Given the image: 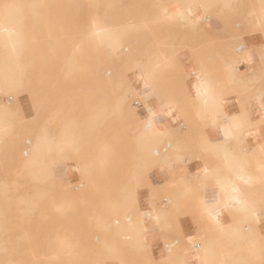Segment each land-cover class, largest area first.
Segmentation results:
<instances>
[{
	"label": "rangeland",
	"instance_id": "1",
	"mask_svg": "<svg viewBox=\"0 0 264 264\" xmlns=\"http://www.w3.org/2000/svg\"><path fill=\"white\" fill-rule=\"evenodd\" d=\"M4 3L18 5L22 16L17 54L10 57L9 49L0 46V70L9 60L16 69L6 76L8 86L0 80L1 102L10 105V124L4 121L3 112L8 127L0 136V264H145L147 243L137 245L115 233L114 223L134 222L147 212L138 202V191L153 195L154 200L143 199L146 206L153 204V213L157 203L171 201L173 195L154 186L152 176L163 167L173 166L179 172L184 162L171 153L177 143L167 146L162 133L148 139L138 137L141 99L130 84V74L143 75L149 90L156 93L162 77L166 88L168 71L175 96L159 104L191 105L176 96L183 93L185 80L173 79L211 72L198 51L192 50L205 40L201 25L209 15L223 30L227 24L242 25L240 17L233 19L242 0H58L52 10L42 9L41 0H0V12ZM246 3L250 14H255L251 25L259 24L264 0ZM94 17L105 22L114 41L94 45L89 37ZM157 48H166L169 55ZM185 50H192L191 64L179 66L174 55ZM233 51L235 63L247 57L241 41ZM163 54L169 63L165 64ZM231 65L224 66L223 72H232ZM23 92L32 110L24 117L12 107ZM63 132L70 134L73 145L61 158L55 156L53 146L43 157L55 156L58 169L51 175L34 176L23 162L25 151L41 135L53 145ZM102 147L109 150L104 162L96 159ZM174 184L171 179L170 185ZM258 186L244 187L257 201ZM191 191L187 182L182 183L179 197L195 199L204 215L201 194L195 197ZM229 207L234 217L240 212L241 218L255 224L257 216L248 219L242 210Z\"/></svg>",
	"mask_w": 264,
	"mask_h": 264
},
{
	"label": "crops",
	"instance_id": "2",
	"mask_svg": "<svg viewBox=\"0 0 264 264\" xmlns=\"http://www.w3.org/2000/svg\"><path fill=\"white\" fill-rule=\"evenodd\" d=\"M57 6L58 0H41L40 4L42 9L50 10ZM73 10L72 7L71 12ZM84 10L83 5V14ZM239 17L242 25L227 24L224 30L213 22L210 15L206 24L201 25L205 40L200 48L196 44L192 50L198 51L200 61L211 72L173 79L185 80L183 93L176 96L191 105L184 106L179 102L162 107L159 104L175 96L170 91L168 71L166 88L162 77L156 93L149 90L143 75L130 74V84L141 99L137 112L144 115L150 112L148 108L155 109L162 141L166 140L167 146L176 142L177 148L171 153L184 162V169L179 172L173 166L163 167L152 176L154 186L173 195L168 203H157V207L165 212L162 219L155 218L153 204L146 206L144 203L145 196L154 200L153 195L148 190L145 194L137 193L141 208L148 212L145 264H264V186L257 188V219L250 225L241 218L240 212L236 213L237 217L231 214L229 202L227 199L223 201L221 190L212 182L213 178L245 177L242 172H256L258 178H264V23L251 25V17L255 22V14H250L246 0H242L241 9L233 11V19ZM240 41L246 59L238 64L239 69L223 72L224 66L235 63L233 50ZM157 50L169 55L166 48ZM192 50L174 55V62L188 66ZM166 55L163 54L165 64L169 63ZM217 66L219 70L215 69ZM144 88L146 94L142 92ZM2 93L0 91V96ZM197 97L203 99L202 106H211L209 111H197L200 104ZM25 98L26 93L18 94L12 106L23 117L32 111ZM2 108H6L3 110L6 113L4 121L10 124L7 116L10 105L0 99ZM233 162L239 163L236 169H227L223 165ZM256 162L259 164L257 170ZM207 167L212 170L208 171ZM171 179H175V187L170 185ZM185 182L191 186L193 196L201 194L203 204H207V215L200 214L195 199L190 202V198L179 197L180 185ZM238 189L243 195L241 187ZM249 227L253 229L251 234ZM188 239H193L196 246L187 247ZM167 243L171 246L168 247Z\"/></svg>",
	"mask_w": 264,
	"mask_h": 264
},
{
	"label": "bare ground",
	"instance_id": "3",
	"mask_svg": "<svg viewBox=\"0 0 264 264\" xmlns=\"http://www.w3.org/2000/svg\"><path fill=\"white\" fill-rule=\"evenodd\" d=\"M163 7H161L162 9ZM187 9L191 8L190 6L186 7ZM21 13L19 11V6L13 3H9L8 5L4 3L1 6L0 12V46H6L9 50L8 55L10 57L15 56L17 54L16 49L19 47L20 43V24H21ZM105 20V19H104ZM260 22L264 23V11L260 13ZM105 22L103 23L99 18L94 17L90 20V25L92 26V32L89 34L90 40L94 43V45H100L107 41H114L112 38L110 31L104 27ZM114 46V45H113ZM246 57H242L239 62L232 64L229 68V71L237 67V65L245 60ZM14 61H7V66L0 70V80L2 84L8 86V82H6L7 74H13L16 69L13 66ZM241 65V64H240ZM10 83V82H9ZM2 84H0L2 86ZM199 105L198 112L203 110L209 111L211 106H202V98L198 97ZM5 108L0 110V136L7 129V124L2 120L3 112ZM200 115V113H198ZM226 115V114H225ZM157 113L150 112L145 113L142 117V130L139 134L140 139H148L152 137H156L160 135L162 132L159 128V124L156 121ZM226 117V116H225ZM50 142V141H49ZM45 136L41 135V138L38 139L37 142L31 145L28 148L24 155L25 158L23 160L24 164L28 167L29 171L34 173V176L40 177L44 173L53 174L54 170H57V160L55 161V156L61 158L65 150L72 146L70 134L67 132H63L53 143L50 145ZM53 146L55 151L54 157H49L46 160H43V157L48 153L50 147ZM108 149L106 147H102L97 161L104 162L105 157L108 153ZM54 153V152H53ZM239 163H224V167L227 169H236V166ZM255 170H257L259 164L257 162L254 164ZM264 166V165H262ZM238 167V166H237ZM68 168V167H67ZM79 168V167H74ZM70 170L68 168L65 172L67 173ZM239 170L242 171L240 168ZM246 174L245 177H237L234 179L225 180L223 178H216L215 183L219 187L222 192L223 201L227 199L228 205L242 210L245 214V217L248 219H255L257 216V200L252 199L247 193H245L244 187L257 183L259 185H264V178H258V174L256 172L252 173H241ZM236 175V174H235ZM238 187H241L243 190V195L240 194ZM203 198L200 199V209L202 210L204 216L209 213L206 206L202 202ZM129 200H124L123 202H128ZM226 203V204H227ZM126 206V205H125ZM215 210V209H214ZM155 218H162V211L159 208H156V212L153 213ZM148 212H142L138 215L137 220L134 222H125L119 221L114 223V232L120 233L121 235L127 236L131 241H135L137 245L145 246L146 242V217ZM97 220V219H96ZM191 247L195 244L193 242ZM61 246L65 247L66 244L62 243ZM196 246V245H195ZM111 251L114 250L112 245L109 247ZM198 249V248H197ZM197 259V257H196ZM180 260V258H179Z\"/></svg>",
	"mask_w": 264,
	"mask_h": 264
}]
</instances>
